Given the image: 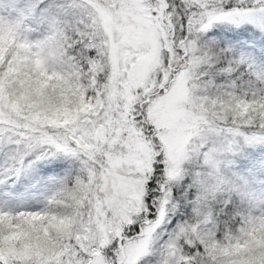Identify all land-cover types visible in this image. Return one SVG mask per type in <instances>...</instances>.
<instances>
[{
    "label": "snow or ice",
    "instance_id": "6c2138e0",
    "mask_svg": "<svg viewBox=\"0 0 264 264\" xmlns=\"http://www.w3.org/2000/svg\"><path fill=\"white\" fill-rule=\"evenodd\" d=\"M0 264H264V0H0Z\"/></svg>",
    "mask_w": 264,
    "mask_h": 264
}]
</instances>
